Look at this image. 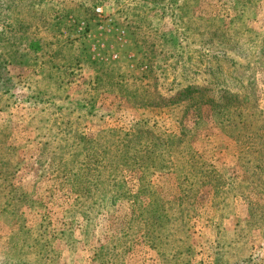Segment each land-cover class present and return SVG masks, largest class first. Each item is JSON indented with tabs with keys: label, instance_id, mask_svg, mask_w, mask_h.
<instances>
[{
	"label": "rangeland",
	"instance_id": "1",
	"mask_svg": "<svg viewBox=\"0 0 264 264\" xmlns=\"http://www.w3.org/2000/svg\"><path fill=\"white\" fill-rule=\"evenodd\" d=\"M0 264H264V0H0Z\"/></svg>",
	"mask_w": 264,
	"mask_h": 264
}]
</instances>
